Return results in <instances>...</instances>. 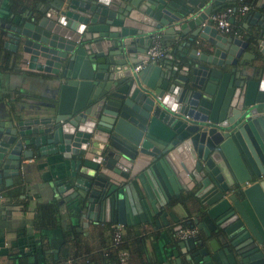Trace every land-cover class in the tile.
I'll use <instances>...</instances> for the list:
<instances>
[{"label": "water", "instance_id": "1", "mask_svg": "<svg viewBox=\"0 0 264 264\" xmlns=\"http://www.w3.org/2000/svg\"><path fill=\"white\" fill-rule=\"evenodd\" d=\"M232 2L42 0L0 21L10 62L54 87L50 101L0 115V187L33 146L67 162L63 200L83 226L100 213L152 221L174 195L206 236L176 242L197 248L189 258L264 264V0L240 36L210 18ZM153 35L185 49L149 60Z\"/></svg>", "mask_w": 264, "mask_h": 264}, {"label": "crops", "instance_id": "2", "mask_svg": "<svg viewBox=\"0 0 264 264\" xmlns=\"http://www.w3.org/2000/svg\"><path fill=\"white\" fill-rule=\"evenodd\" d=\"M14 1L16 8L12 9L8 6L7 0H0L1 22L10 23L11 14L16 18L18 14L42 0ZM254 2L255 0H243L248 9L241 14L237 11L239 2L235 0L233 12L228 17L232 31L229 33L219 31V33L240 36L239 31L242 32L243 25H247L245 16H250ZM158 40L163 54L165 50L170 51L177 46L185 49L180 40L169 44H166L161 36H158ZM197 50L201 52V47L198 46ZM261 57L264 55L258 54L257 62H261ZM10 63V52L3 48L0 42V115L12 106L28 111L30 97L34 98L33 100L46 102L51 100L54 89L51 81L44 75L22 71L15 62ZM29 148L33 151L32 158L22 159L20 174L12 177L10 186L0 187V264H49L53 261L86 264L87 258L93 253L95 255L100 249V242L109 241L108 233L106 230L100 231L101 229L94 231L89 223L83 226V222L87 219L79 217L72 211L71 205L74 200L70 199L68 202L63 200V193L67 195L71 191L65 190L60 182L66 176L64 170L68 168L67 162L63 168L56 163L57 156L36 157V148L33 146ZM12 189H15V194L9 197L8 192ZM190 193H193V190ZM171 199L170 203L152 213V221L119 225L122 241L126 247L122 250L131 253V264H141V262L181 264L179 259L186 251L176 242L186 237L181 238L178 235L180 230L178 231L179 226L176 225L181 223L187 227L186 229L195 230L197 226L193 224L190 227L188 224L189 221L192 224L190 219L195 214H189L187 204L176 200L174 195ZM49 203L56 204L54 218L50 223L43 219L46 217L44 207ZM75 238L80 241L73 242L72 239ZM83 239L87 243L81 242ZM83 243L91 247L89 250L87 248L83 250L86 259L79 260L82 258V255H79L75 257L76 262L71 261L72 258L69 256L71 254L73 256L78 248L81 250ZM218 247L220 249L222 246L219 244Z\"/></svg>", "mask_w": 264, "mask_h": 264}, {"label": "trees", "instance_id": "3", "mask_svg": "<svg viewBox=\"0 0 264 264\" xmlns=\"http://www.w3.org/2000/svg\"><path fill=\"white\" fill-rule=\"evenodd\" d=\"M7 4L10 8H16L15 7V1L14 0H7ZM226 7H230L231 9L233 7H235V2L234 3H228L227 5H225L224 7H221L219 8L218 10H216V12H219L221 9H224ZM15 194V189H12L11 191L8 192V196L11 197ZM44 213L46 215L45 218H43L45 221H48V223L51 222L52 218H54V213L56 211V204L54 203H49L47 205H45L44 207ZM45 224V223H44ZM110 233V236H111V232ZM70 236V235H69ZM111 238V237H110ZM73 242H78L80 241V239H72ZM122 236H121V242L118 244V245H113V243L109 240H105L106 242L104 241H101L100 243V246H99V250L96 252V254L94 255V253L89 257L87 258L86 260V264H117V263H114L116 260H117V254L119 252V250H122L125 247V245L123 244V241H122ZM84 241L81 240V242ZM85 243H87V241L85 240L84 241ZM83 243L82 244V248L81 250H79V248L74 252L73 256L72 254H65L66 256H69L70 258H72L71 261L73 262H76L77 261V257L79 255H82V258H79V260H84L86 259L84 256H83V250L87 248V250L91 249L90 246L87 247V244ZM76 257V258H75ZM75 258V259H74ZM49 264H66V262H59V261H53L52 263H49Z\"/></svg>", "mask_w": 264, "mask_h": 264}, {"label": "built area", "instance_id": "4", "mask_svg": "<svg viewBox=\"0 0 264 264\" xmlns=\"http://www.w3.org/2000/svg\"><path fill=\"white\" fill-rule=\"evenodd\" d=\"M239 2V6L237 8V11L239 13H243L248 9V6L243 3V0H237ZM232 9L230 7H226L224 9H221L219 12L214 13L213 15L210 16L212 19L214 26L217 28L218 31L222 33H229L232 31L230 23L228 22V17L229 15L232 14ZM163 53V50L160 46L158 36L153 35L150 39V43L148 45V48L146 50V56L148 57L149 60H154L159 58ZM146 61H142L141 64H138L133 67V71H137L138 69L141 68L143 63ZM193 233L192 229H183L178 232V235L181 238H185ZM111 239L113 245H118L121 242V231L119 228V225H113L111 228ZM125 251L120 250L118 252V256L120 259L124 256Z\"/></svg>", "mask_w": 264, "mask_h": 264}, {"label": "flooded vegetation", "instance_id": "5", "mask_svg": "<svg viewBox=\"0 0 264 264\" xmlns=\"http://www.w3.org/2000/svg\"><path fill=\"white\" fill-rule=\"evenodd\" d=\"M162 55H163V53H162ZM161 55V56H162ZM160 56V57H161ZM159 57V58H160ZM158 59V58H157ZM157 59H154V60H157ZM201 164H202V162H200ZM96 219H97V221L96 222H94V223H90V225H92V229H94V231H95V229H97V230H99V229H101L100 231H103V230H106L107 231V233H108V240H110L111 242H112V239L110 238V233L109 232H111V228H112V226L113 225H116L114 222H113V219H112V217L111 216H107V215H105L104 213H100V214H97L96 215ZM145 222H147V221H145ZM190 222V221H189ZM188 222V224H190ZM176 226H179V229H178V231L179 230H183V229H186L187 227H185L183 224H178V225H176ZM171 228H173V226L171 227ZM175 228V227H174ZM190 229H192L193 230V233L191 234V235H189V236H187V237H195L196 239H197V241H199V240H203V242H205V240L204 239H206V236H205V233H204V231H203V229L202 228H196L197 230H195L194 228H190ZM196 231V232H195ZM212 236V235H211ZM186 237V238H187ZM196 249L197 248H194V249H192V250H189V251H186V252H183L184 254H183V257H182V255H181V257H180V259H179V262L181 263V264H202V261H201V259H200V257H199V259H194V258H192V257H188V254H191L192 252H194V251H196ZM98 253V252H97ZM198 254H195L194 256H197ZM131 253H129L128 251H125V254H124V256L120 259V257L118 256V254H117V260L114 262V263H117V264H123V263H126V264H131ZM140 264V263H139ZM141 264H151V263H143V262H141Z\"/></svg>", "mask_w": 264, "mask_h": 264}]
</instances>
